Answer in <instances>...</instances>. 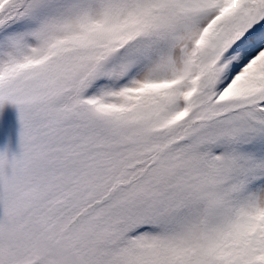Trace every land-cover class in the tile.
I'll return each instance as SVG.
<instances>
[{
  "label": "snow or ice",
  "instance_id": "1",
  "mask_svg": "<svg viewBox=\"0 0 264 264\" xmlns=\"http://www.w3.org/2000/svg\"><path fill=\"white\" fill-rule=\"evenodd\" d=\"M0 264H264V0H0Z\"/></svg>",
  "mask_w": 264,
  "mask_h": 264
},
{
  "label": "rangeland",
  "instance_id": "2",
  "mask_svg": "<svg viewBox=\"0 0 264 264\" xmlns=\"http://www.w3.org/2000/svg\"><path fill=\"white\" fill-rule=\"evenodd\" d=\"M16 118L11 110L0 115V148H3L11 139L13 145L16 139Z\"/></svg>",
  "mask_w": 264,
  "mask_h": 264
}]
</instances>
